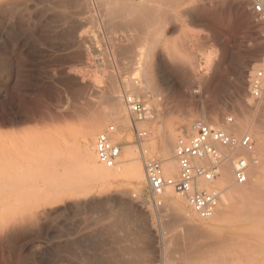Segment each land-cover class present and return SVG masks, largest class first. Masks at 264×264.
<instances>
[{"label": "rangeland", "instance_id": "374dc122", "mask_svg": "<svg viewBox=\"0 0 264 264\" xmlns=\"http://www.w3.org/2000/svg\"><path fill=\"white\" fill-rule=\"evenodd\" d=\"M108 1L142 2L0 0V264H128L133 248H142L145 264H177L178 253L163 252V236L173 232L166 201L154 208L145 179L135 198L129 173L107 179L82 160L81 133L105 116L113 94L122 99L131 94L150 105V119L137 123L146 131L141 143L148 151L157 148L160 131H171L174 146L185 125L198 119L219 124L229 114L235 122L248 119L264 127V90L254 98L249 89L254 73L264 76V23L252 13L251 0H194L193 8L158 1L154 4L171 8L164 7L163 20L151 19L143 29L111 16ZM146 47L158 85L135 93L127 81L136 76L141 81L135 65ZM127 117L126 111L106 118L94 141L116 123L122 150L131 147L139 155L130 125L120 126ZM234 124L235 132L247 133ZM251 136L252 155L259 159ZM156 153L150 158L161 160ZM62 163L65 168L59 169ZM230 179L228 186H237ZM83 193L84 199L57 201ZM197 217L192 213L193 221L208 222ZM257 255L228 260L264 264Z\"/></svg>", "mask_w": 264, "mask_h": 264}, {"label": "bare ground", "instance_id": "6f19581e", "mask_svg": "<svg viewBox=\"0 0 264 264\" xmlns=\"http://www.w3.org/2000/svg\"><path fill=\"white\" fill-rule=\"evenodd\" d=\"M158 1L160 3L165 2V1L184 2L186 4L185 8L186 7L189 8V6H192V4L195 6V4L193 3L194 0H142V2L140 3H131V4L121 3V1L119 2L108 1L105 3V6H106V11L111 16L113 17L116 16L118 18H121V20L127 21L126 23L132 25V27L135 26L136 28L138 27L139 29H143L149 26V21L151 19L153 20L155 19V23H157L156 19L161 20L162 18L165 17V15L163 14L165 6L163 7L161 4H156V5L154 4ZM150 3H153V4H150ZM194 6H192V8ZM169 8L171 7H168V8L165 7V9H169ZM124 10L126 11V14L128 12L126 16H125ZM123 14L125 17L122 16ZM153 20L150 22H154ZM152 25L156 26L154 23ZM150 49L151 48H147V50L143 49V53L138 55L139 56L138 62H136L137 65H135L137 66L138 69H140L139 74H141L140 77L142 76L141 81L138 79L137 76L127 81V83L130 84L129 87L132 86L133 87V88L131 87L132 91L135 90V93L136 91H139V90L141 91L145 88H147L146 90H148V88L152 90H155L157 88V85H158L157 81L155 80L154 76H152V73H151V68L153 67V66L151 67L152 63L150 62V59L149 61L146 60L149 54L151 55L152 50L149 51ZM147 51H149V54L147 53ZM129 56H131V54ZM255 74L256 73H254L253 75ZM263 77H261V81L264 85ZM115 94H113L114 99L112 100L111 106H108L110 108L108 110L105 109L106 114L104 113L105 111L103 112L105 116L98 117L96 119L94 118L93 122L91 121L92 122L91 126L88 127L87 130L82 131L81 136H80V153H81L82 160L86 166H88L92 170H101L102 172L105 173V176H106L105 178L107 179L108 178L115 179L117 177L119 178L121 174L129 173L133 177L136 183V192L134 191L135 195L133 197L140 199V191L142 189V185L145 179L144 169H143L144 161L147 159H152V157L150 158V156L154 155L155 152L159 153V155L161 156L160 161L162 163L164 172L170 176L177 175L178 165L174 157V146L175 145L172 146V133L170 130L163 131V132L160 131L157 136L158 137L157 148L153 147L152 150L150 149L148 151L145 149V147H143L141 143V145L139 146L140 154L138 155L136 154V152H134V150L131 147L126 146L125 149L121 150L120 157H122V165L120 166L116 165V167L114 166V168L113 167L105 168L101 165L103 167V169H101L98 166L100 164L97 162V159L94 153V135L96 131H98L100 126L103 125L102 123H104V120L106 118L112 117L113 119H117V118L122 117L124 112L127 111L126 99L123 97L124 99L123 101L122 98H119L122 96H115ZM129 97H132L131 94ZM148 119L150 118H147L145 120H148ZM255 119H258V118H255ZM235 123L238 129L240 130L242 129L246 131L249 135L253 134L256 137V140H257L256 147L261 157L259 159L258 157L257 159L255 157L254 165H251L253 170L252 172H250L251 175L249 173L248 180L245 182L246 184H248L250 180V183L248 185L244 186L243 184H237V186L239 185L238 187L237 186L234 187V185L232 187L228 186L229 181L231 180L230 178H232V169H230L231 164L226 162L222 166L221 175L219 179L217 180V185L220 186L221 188L223 187L224 193L222 194L220 202L217 208L215 209L214 213L210 217L206 219H202V220H207L208 221L207 223L195 222L192 220V213L196 217L197 215L194 214L192 209H190L191 207L188 205V202L185 196L184 198H182L178 196L177 192H176L177 194L175 195L172 189L170 188H167L164 192L163 197H166V199L163 200V202L166 201L164 202L166 204L165 208L169 210V213L167 214L170 215L168 226H169V230H172L173 232L169 235H166L165 237L163 236V239H162L163 240V252L166 256L167 255L169 256L170 254V255H174V257H175V254L178 253L179 256L178 255H177L178 257L176 256V261H175L177 264H206V262L207 263L209 262L211 264H230L229 263L230 261L228 260L229 256L245 254L247 252L251 254L253 253L254 255L258 254L260 257L261 256L264 257V182L263 183L261 182L264 180L263 179L264 175L262 174V170H264L263 169L264 168V127L260 126V124L259 125L255 124L252 121L250 122L248 119L247 120L238 119L237 122ZM121 124L128 125L129 124L128 117L127 119L125 118L124 120H122V123H120V126H122ZM190 125L191 124L189 123L188 125H185L184 129L186 130V132L188 131ZM116 136L118 135L116 134ZM147 156H149V158H147ZM64 165L65 164L63 163L59 164L58 168L59 169H61L62 167L65 168ZM260 176H262L261 178L263 180L259 179ZM251 177L252 179H249ZM107 179L106 181L108 182ZM260 184L262 185L259 186ZM241 185L243 186L240 187ZM86 196L87 194L83 193L81 196H75V198H73L72 194L70 195L67 194V196L61 199H57V201L61 203H66L76 198L77 200L81 198L84 199L86 198ZM20 203L23 204V203H26V201H20ZM142 205L147 208L146 209L147 213L145 214V216L146 217L152 216V213H150L152 212V209H150V207L146 205V200L141 203V206ZM18 208L21 209L24 207H21V208L18 207ZM228 218H231V219L234 218V219L233 220L230 219V221H228L227 220ZM210 237H214L213 238L214 240L209 241ZM180 244H182V246ZM179 245L182 247L181 249ZM141 249L142 248L138 250H135L134 248L133 250H130V248H128V250L124 249L127 251L130 250L131 252L130 259H129L130 261L128 260L129 261L128 264H145V261L147 259H145L144 252ZM127 253L129 254V252ZM165 264H167V261Z\"/></svg>", "mask_w": 264, "mask_h": 264}, {"label": "built area", "instance_id": "2783aa9c", "mask_svg": "<svg viewBox=\"0 0 264 264\" xmlns=\"http://www.w3.org/2000/svg\"><path fill=\"white\" fill-rule=\"evenodd\" d=\"M251 11L258 21L264 23V0H251ZM261 77V72H258L249 79L250 94L254 98H259L263 93ZM125 99L129 124L135 144L139 147L146 131L139 129L137 123L150 118L152 109L139 98L126 96ZM234 123L233 116L229 114L219 124L201 119L193 121L188 131L175 143L174 157L178 165L176 176H166L160 160H145L143 169L149 204L160 208L164 192L170 188L185 196L199 218L210 217L223 194V188L217 185L222 166L226 162L230 163L233 182L244 184L248 180L249 167L255 161L252 136L235 132ZM118 130V124L110 123L95 137V157L105 168L114 167L120 161L122 145L116 138Z\"/></svg>", "mask_w": 264, "mask_h": 264}]
</instances>
